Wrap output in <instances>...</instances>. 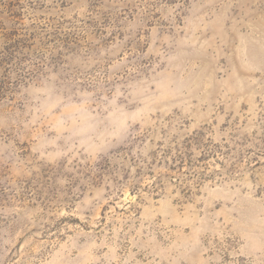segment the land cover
<instances>
[{"label": "rangeland", "instance_id": "1", "mask_svg": "<svg viewBox=\"0 0 264 264\" xmlns=\"http://www.w3.org/2000/svg\"><path fill=\"white\" fill-rule=\"evenodd\" d=\"M0 264H264V0H0Z\"/></svg>", "mask_w": 264, "mask_h": 264}]
</instances>
